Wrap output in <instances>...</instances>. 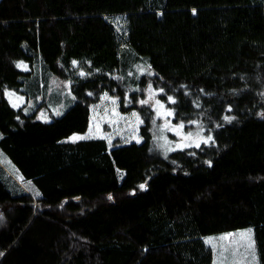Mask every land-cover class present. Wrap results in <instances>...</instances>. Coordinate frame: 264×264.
Instances as JSON below:
<instances>
[{
	"label": "trees",
	"instance_id": "obj_1",
	"mask_svg": "<svg viewBox=\"0 0 264 264\" xmlns=\"http://www.w3.org/2000/svg\"><path fill=\"white\" fill-rule=\"evenodd\" d=\"M122 43L209 144L162 155L133 103L120 111L138 110L140 143L66 140L102 95L142 96ZM36 60L74 96L50 122L5 97ZM0 133L35 188L0 170V264H212L204 237L250 227L264 264V0H0Z\"/></svg>",
	"mask_w": 264,
	"mask_h": 264
},
{
	"label": "rangeland",
	"instance_id": "obj_2",
	"mask_svg": "<svg viewBox=\"0 0 264 264\" xmlns=\"http://www.w3.org/2000/svg\"><path fill=\"white\" fill-rule=\"evenodd\" d=\"M121 46V65L125 70L127 68V73L122 75L123 82L131 94L140 92L142 96H125L121 101L119 97L102 95L99 102L91 108L86 133L73 134L66 140L103 139L109 147L116 144L140 143L139 129L142 119L138 110L133 109L127 113L120 111L121 105L133 103L137 107H147L151 110L150 133L154 146L162 155L209 144L212 140L209 139L211 135L198 128L194 122L174 121L173 108L170 106L172 98L169 95L164 96L163 89L154 83L153 72L148 69L146 60L134 55L124 43ZM24 82L20 92H5L9 105L14 109H20L24 115L34 114L37 120L50 122L74 103L69 82L45 73L39 60L33 65L32 75L25 78ZM10 93L12 95H9ZM169 112L171 115H167ZM1 136L0 133V138ZM73 137L86 138L73 140ZM0 170L8 183L15 184L20 191L34 195L35 188L32 182L23 180L16 167L1 150ZM5 226V223H0V228ZM253 234V228L250 227L204 237V242L213 252L212 264H259ZM222 237L228 239H221Z\"/></svg>",
	"mask_w": 264,
	"mask_h": 264
},
{
	"label": "snow or ice",
	"instance_id": "obj_3",
	"mask_svg": "<svg viewBox=\"0 0 264 264\" xmlns=\"http://www.w3.org/2000/svg\"><path fill=\"white\" fill-rule=\"evenodd\" d=\"M81 75H84V74L81 73ZM149 91H151V90L149 89ZM9 95H12V94L10 93ZM169 100H171V98H169ZM172 102L174 103L175 101H172ZM142 103H147V101H142ZM161 107H162V105H161ZM57 114H59V113H57ZM167 115H171V113L169 112V113H167ZM226 119H228L229 121L231 120L230 117H226ZM84 138H86V137H73V140L84 139ZM209 139H211V137H209ZM143 187H144V185H141V188H143ZM242 235H247V234H242ZM221 239H228V237H222ZM249 239H250V236H249Z\"/></svg>",
	"mask_w": 264,
	"mask_h": 264
}]
</instances>
